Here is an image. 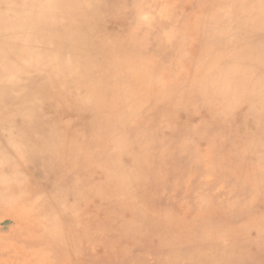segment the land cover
<instances>
[{"label":"rangeland","instance_id":"374dc122","mask_svg":"<svg viewBox=\"0 0 264 264\" xmlns=\"http://www.w3.org/2000/svg\"><path fill=\"white\" fill-rule=\"evenodd\" d=\"M242 1L95 0L100 11L112 12L116 9L117 12L112 23L117 29L118 39L113 42L109 51L98 57L93 71L107 97V107L115 110V114L112 113L110 118L117 119L115 118L117 104L120 115H123V123L117 120L119 123L114 122L110 126L111 130H120L116 147L122 148L133 143L137 134L134 127L137 124L152 130L156 126L158 128L155 129L156 136L164 131V142L156 144L157 147L153 146L156 150L160 149L162 152L160 156L152 153L142 156L144 163L151 165V168L142 171L152 179L151 184L146 182L148 185H145L147 186L145 189L154 193L147 205L153 208L168 205L176 207L180 213L214 214L213 217L220 220L221 228L225 225V220L239 223L242 218L251 215L252 218L260 217L264 220V138L260 140L258 132L247 131L244 127L241 114L236 111L243 106V102L238 99L235 87L229 85L230 87L225 90L233 106L228 109L225 108V100L217 98L210 90L207 91V85H215L217 77L209 74L212 67L204 63L208 54L211 55L212 48L214 51L217 45L222 46L220 52L230 59L240 53L241 45L246 42L241 36L244 31L242 19L246 16V12L241 10ZM229 8H232L231 11ZM218 17L222 18V21L215 23ZM207 21H214L212 26L206 25L211 32L213 29L210 41L204 40L206 31L203 25ZM258 31L262 32L264 29ZM238 50L240 51L237 52ZM55 58L57 57L51 59ZM245 62L251 65L252 56L235 59L237 67ZM228 63L229 61L222 57L215 63L214 69L218 72L221 67L226 70ZM53 67L55 64L48 62L41 73L46 75ZM16 73L18 71L14 72L15 75ZM13 78L12 73L4 76L7 82ZM145 80L154 85L153 89L151 86L143 88ZM32 87V83L25 81L18 84L16 90L0 99V125L5 123L3 114L6 110L16 104L22 114L32 112L31 106L25 104L23 98L33 97L36 102L43 100V97L33 96ZM63 102L66 114L72 117L65 119L61 109L56 110L57 113L52 116L57 118V127L61 130L74 128L77 123L81 124L82 128L88 127L90 121L97 117L91 104L79 96L65 98ZM60 129L50 133V145L62 143L55 140ZM128 130L129 133L126 134ZM3 131L0 132V264H83L85 256L89 264H118L103 253L105 248L114 245L117 238L122 243L127 240L124 237L128 232V224L129 226L134 224L130 206L124 215L122 212L115 213L113 204L118 202V194L111 193L112 201L107 205L108 211L98 209L87 218L89 221L107 223L106 227L102 228V225L98 227L96 240L89 235L83 239L82 233L86 228L78 224L81 220L78 216L72 215L70 210L87 207L82 193L74 195L68 206L63 205L60 199L57 198L59 201L56 199V194H62L60 185H51L37 165L24 160L23 150L15 149L14 145L20 142L11 139V134L6 129ZM7 139L10 141L9 144ZM248 140L257 141L259 148L248 147L245 155L241 148ZM84 142V148L77 155H73L74 160L69 170H80V176L83 177L84 173L88 174L90 168L94 166L98 169L101 167L108 169L112 162L108 158L110 155L107 143L99 141L98 137L94 136L87 137ZM68 143L74 145L73 140ZM251 154H258L255 163L249 160ZM224 156H228V159L234 158V163H228V159H223ZM101 157L105 161L103 166L100 163ZM133 157L141 161V157L135 155ZM250 166H257L258 169L256 167L255 171H252L249 169ZM235 168H242L247 177L233 176ZM255 174L262 175L263 179L256 178ZM245 177L251 183H246ZM252 179L256 180L255 183ZM66 185L71 186L72 183ZM126 192L130 196V191ZM122 193L121 196L127 197L125 192ZM57 203L63 209L58 208ZM150 213L155 218L154 210ZM178 214L179 212L173 217L172 226H187ZM87 219L82 223L87 222ZM120 225L123 229L118 231ZM146 233L147 231H144L143 236ZM229 235L230 233H226L219 238L225 239ZM187 241L189 245H194L191 240ZM136 242L139 243L134 248L123 243L121 254H124L125 258L122 263H129L130 258L136 255H144L151 261L155 253L154 248L141 244L139 236L134 241ZM262 247L264 248V245ZM184 264H210L209 256L193 250Z\"/></svg>","mask_w":264,"mask_h":264},{"label":"bare ground","instance_id":"6f19581e","mask_svg":"<svg viewBox=\"0 0 264 264\" xmlns=\"http://www.w3.org/2000/svg\"><path fill=\"white\" fill-rule=\"evenodd\" d=\"M229 9L231 11L232 8ZM241 10L246 12L245 18L242 19L244 31L243 28L241 30V32L243 31L241 36L246 42L241 45V51H237H240V53L235 58L230 56L231 59L220 52L222 46L217 45L214 51L212 48L211 55L208 54L206 61L203 60V62L212 67L209 74L216 75L217 80L215 85H207V91L210 90L214 96L223 99V101L225 100V108L228 109L233 108V106L225 90L230 86L235 87L238 91V99L243 102V106L236 111L241 114L244 127L247 131L254 130L258 132L260 140H262L264 138V66H262L264 64V31L258 30L264 29V0H243ZM116 13V9L112 12L100 11L95 0H0V99L7 93L16 90L18 84L25 81L33 84V96L43 97L41 102L34 101L33 97L23 98L25 104L31 106L32 112L29 114L25 115L19 112L17 104L6 110L3 114L5 120L3 122L5 123L0 125V132L6 129L11 134V139L20 142V144L14 145L15 149L23 150L24 160H29L35 166L37 165L51 185H60L62 194H56V199H60L63 205L68 206L74 195H77L78 192L82 193L83 200L87 202V207L70 208V210L72 215L78 216L81 220V223L78 224H82L86 228V231L82 233L83 239L89 235L96 240L98 227L101 225L102 228L106 227L107 223L89 221L87 218L97 212L98 209L108 211L107 205L112 201L111 193L118 194V202L113 204L115 213L122 212L124 215L128 211V206H130L134 224L132 226L128 224V232L124 237L127 240L123 242L124 245H129L132 248L136 247V244L140 241L136 243L134 241L139 236L142 240L141 244L150 245V248H154L155 253L152 255L151 261H148L144 255H136L130 258L129 263H122L125 258L124 254H121L123 243L117 238L114 245L108 249L105 248L103 253L111 260L114 259V262L118 264H174L177 262L182 264L183 262L184 264L189 253L195 250L201 255H208L210 264H264V248L262 247L264 245V220L260 217L246 216L239 223H230L225 220V225L221 228L220 220L213 217L214 214L180 213L176 207L168 205L155 208L147 205L154 193L147 191L149 190L147 188L145 189L147 187L145 185H148L146 182L150 183L152 179L142 171L151 168V165L144 163L142 156L152 154L160 156L162 153L159 151L160 149L156 150L153 146L164 142V131L156 136L155 129H158L156 126L152 130L151 127H148L151 129H147L137 124L134 127L137 134L133 143L122 148L116 147L118 146L116 142L120 130H111L110 126L114 122L115 124L123 123V115H120L119 105L117 104V116L115 117L117 119L110 118L115 110L107 107L105 92L101 90V83L93 73L98 57H102L104 53L109 51L113 42L118 39L117 29L112 23ZM211 14L213 15V13ZM221 21L222 18L218 17L215 23ZM213 22L207 21L203 25L204 31H206L204 40H212L211 33L213 29L211 32L206 25L210 24L212 26ZM221 37L223 36L221 35ZM249 55L252 56L254 63L252 62L250 65L245 62L246 66L242 64L238 67L235 65L237 57L243 58L249 57ZM50 57L57 58L53 60ZM222 57L229 61L228 68L223 70L221 67L220 72H218L214 69V65ZM48 62H53L55 67L44 75L41 71ZM16 71L18 73L15 75L14 72ZM8 73L14 75V78L9 82L4 79V76ZM144 83L143 88L151 86V89H153L152 86L154 85H150L148 80H145ZM107 84L110 85V83ZM146 90L149 92L148 88ZM75 96H79L86 103H90L97 117L90 121L88 127L82 128L81 124L77 123L74 128L61 130L57 127V118L52 115L57 113L56 110L61 109L65 119L72 117L66 114L63 101L65 98L72 99ZM234 99L236 98L234 97ZM118 103L120 102L118 101ZM226 112L228 111L226 110ZM177 116L179 117V115ZM125 122H127L126 118ZM143 128L145 129L143 130ZM56 129H60V133H58L55 140L62 141V143L52 146L49 144L51 140L49 135ZM127 133H129V130ZM89 136L98 137L99 141L107 143L108 154L110 155L108 158H110L112 164L108 166V169L103 167L98 169L94 166L90 168L88 174L84 173V176L81 177L80 170L70 171L69 169L74 160L73 155H77L84 148V141ZM71 140L74 141V145L68 143ZM9 142L8 140V144ZM248 147L257 149L259 144L257 141L248 140L241 148L242 151L244 150L245 155ZM133 155L138 158L141 157V161L133 159ZM249 157V160L255 163L258 154H251ZM101 159L100 163L103 166L105 161L102 157ZM223 159L227 160L228 156H224ZM245 159H248L247 156ZM234 160V158L229 157L227 162L234 163ZM256 167L250 166L249 169L255 171ZM238 169L233 170V176L247 177L242 168ZM255 177L260 180L263 179L260 174ZM245 180L249 179L246 178ZM252 181L254 180L252 179ZM66 183H72V185H66ZM81 184L83 185L81 186ZM126 191H130V196ZM122 192H125L127 197L121 196ZM50 199L52 200V196ZM57 206L63 209L58 203ZM152 210H154L155 218L150 215ZM177 212H179L178 216L187 226H172L171 222ZM85 219H87V222L82 223ZM119 228L118 231H121L123 226L120 225ZM143 230L147 231L145 236H143ZM226 233H230L227 238H219L221 235L225 236ZM187 240H191L194 245H189ZM82 262L83 264H89L86 256Z\"/></svg>","mask_w":264,"mask_h":264}]
</instances>
